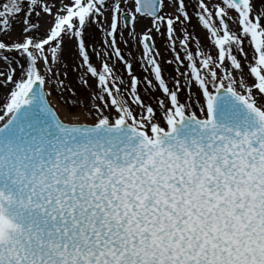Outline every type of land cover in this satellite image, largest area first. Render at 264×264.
Listing matches in <instances>:
<instances>
[{"label": "snow or ice", "instance_id": "obj_1", "mask_svg": "<svg viewBox=\"0 0 264 264\" xmlns=\"http://www.w3.org/2000/svg\"><path fill=\"white\" fill-rule=\"evenodd\" d=\"M0 264H264V0H0Z\"/></svg>", "mask_w": 264, "mask_h": 264}, {"label": "rangeland", "instance_id": "obj_2", "mask_svg": "<svg viewBox=\"0 0 264 264\" xmlns=\"http://www.w3.org/2000/svg\"><path fill=\"white\" fill-rule=\"evenodd\" d=\"M192 24L196 25L195 18L193 19ZM137 31H140V26L137 27ZM190 31L193 32V34L197 38H199L202 41V43H207L206 41H204L205 33L200 28L198 27L190 28ZM102 40H103V34L98 33L96 39L89 42V45L91 46L95 55V59L93 61L94 64H99L101 62V56L105 51L102 43H100V41ZM155 44H156V48L161 53L160 59L165 77L167 79H171V77L175 75V72L173 71L175 65H168L166 61L173 58V53L170 50L166 49L162 39L159 36L155 37ZM120 47L125 55V58L128 59L130 62H133L134 66L138 69L137 75L142 78L145 75L142 66L140 64V57L142 54L140 48L142 46L138 44L136 46H131V45L125 46L124 43H121ZM191 47L195 49V43H192ZM207 50L211 51V49H207ZM96 53H99L100 55H96ZM181 55H183V53H181ZM114 65L116 71L119 74H123L125 79H127L124 64L119 60H115L114 58ZM78 76H79V72L72 71L70 67L68 72V78L67 80H65V86L75 91L76 95L73 96L69 91H63V90L53 93V95L50 97V101L54 106V108L57 106H62L70 113H79L81 111L78 102L84 99L87 96V92L90 91L91 89H86L79 82ZM88 84L91 85L93 88L95 87V81L91 78L88 79ZM193 91H195V88H193ZM141 94L144 95L143 92ZM154 95H160V93L157 92ZM144 99L146 102H148L150 97L144 96Z\"/></svg>", "mask_w": 264, "mask_h": 264}, {"label": "bare ground", "instance_id": "obj_3", "mask_svg": "<svg viewBox=\"0 0 264 264\" xmlns=\"http://www.w3.org/2000/svg\"><path fill=\"white\" fill-rule=\"evenodd\" d=\"M55 109L57 110L58 114L61 116L62 119L69 120L72 118V114H74V113L68 112L62 106H57V107H55Z\"/></svg>", "mask_w": 264, "mask_h": 264}, {"label": "water", "instance_id": "obj_4", "mask_svg": "<svg viewBox=\"0 0 264 264\" xmlns=\"http://www.w3.org/2000/svg\"><path fill=\"white\" fill-rule=\"evenodd\" d=\"M89 52H90V49H89ZM91 54V53H90ZM91 58H92V55H91ZM134 71L136 72L137 70L134 68Z\"/></svg>", "mask_w": 264, "mask_h": 264}]
</instances>
